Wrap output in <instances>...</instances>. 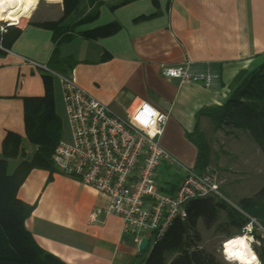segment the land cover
<instances>
[{"label": "crops", "instance_id": "1", "mask_svg": "<svg viewBox=\"0 0 264 264\" xmlns=\"http://www.w3.org/2000/svg\"><path fill=\"white\" fill-rule=\"evenodd\" d=\"M123 1L82 0L73 15L75 21L96 6L99 16L76 28L72 38L59 45V54L74 60L77 85L116 114L124 116L149 102L168 115L161 146L183 171L194 168L198 148L190 135L196 130L199 112L224 105L238 74L251 73L264 64V0H134L119 5ZM63 15V0H38L9 48L0 47V157L9 133L23 139L25 150H36L26 136L24 99L45 96L44 72L48 71L31 61L51 71L48 66L57 38L44 24L58 22ZM112 24L121 27L113 35L83 37L85 32ZM185 63L220 79L213 88H206L161 75V65ZM56 81L55 77L57 110ZM199 122L206 132L209 119L201 117ZM251 141L254 150L260 151ZM14 162L15 168L19 162ZM165 167L168 170L169 165ZM183 176L158 187L172 194ZM251 178L242 174L222 182L230 204L235 206L261 190L251 189ZM18 197L35 206L26 227L38 246L66 264H131L140 253L130 234L124 233L123 220L107 213L109 199L58 171L34 169Z\"/></svg>", "mask_w": 264, "mask_h": 264}, {"label": "trees", "instance_id": "2", "mask_svg": "<svg viewBox=\"0 0 264 264\" xmlns=\"http://www.w3.org/2000/svg\"><path fill=\"white\" fill-rule=\"evenodd\" d=\"M132 1L124 0L119 5ZM153 1L157 3V0ZM82 3V0H63L64 15L61 20L44 24L54 31L57 38L48 66L54 73L64 76L72 73L75 62L72 58L61 57L59 45L70 40L76 28L95 21L99 16V6H96L75 21L73 15L79 11ZM37 4L38 0L30 2L20 22L31 15ZM143 19L146 17L139 20ZM120 28L112 24L85 32L83 37H107ZM19 33L20 29L15 27L7 28L6 33L0 31V46L9 48L12 38ZM54 78L52 73L44 72L45 96L24 99L26 136L36 148L33 155L28 157L23 139L18 135L9 133L3 144L0 157V264H66L38 246L26 227L35 206L18 197L21 186L34 169L57 171L53 155L58 143L64 138V129L63 120L56 110ZM231 89L232 95L224 105L204 108L198 114L196 130L190 135L198 148L194 167L197 173H202L210 166L212 156L207 134L199 122L201 117L209 119L215 132L223 127L247 132L264 153V64L251 73L238 74ZM18 160L19 164L12 170L11 162ZM184 207L187 217L174 220L163 238L140 252L131 264H225L200 246L203 242L199 231L200 221L207 229H211L217 225L221 212L226 213L225 225L236 229L235 234L229 232L228 238L242 235L243 228L250 222L249 217L256 219L264 230V186L254 196L241 199L237 206L224 199L202 198L192 200ZM129 236L134 241L135 237ZM255 238L260 244H255L254 250L260 263L264 264V235L256 232Z\"/></svg>", "mask_w": 264, "mask_h": 264}, {"label": "built area", "instance_id": "3", "mask_svg": "<svg viewBox=\"0 0 264 264\" xmlns=\"http://www.w3.org/2000/svg\"><path fill=\"white\" fill-rule=\"evenodd\" d=\"M22 22L1 24L0 31L20 29ZM31 64L49 72L47 66L32 61ZM160 72L166 79L203 84L206 88H213L220 79L211 71H195L191 63L163 64ZM50 73L59 80L71 133L70 140L63 138L58 143L53 155L57 171L104 194L109 199L107 213L123 220L124 233L133 235L138 246L144 238L149 239V246L156 244L174 220L185 219L184 206L188 202L202 198L227 200L221 177L210 166L202 173L184 168L182 181L173 194L158 187L160 168L165 164L179 165L160 143L168 115L151 103L142 102L121 116L79 87L72 73ZM249 219L246 226L250 225L251 231L245 226L242 235L252 237L254 243L255 233L264 235V230L256 219ZM225 256L223 245V262L234 264Z\"/></svg>", "mask_w": 264, "mask_h": 264}, {"label": "rangeland", "instance_id": "4", "mask_svg": "<svg viewBox=\"0 0 264 264\" xmlns=\"http://www.w3.org/2000/svg\"><path fill=\"white\" fill-rule=\"evenodd\" d=\"M32 1L34 0L27 1L23 12ZM22 13L19 17V23L21 21ZM24 23L25 22L23 21L22 25ZM9 24L12 23L10 22ZM56 83L58 88L57 113L63 120L64 138L66 140H70V127L67 122L65 104L61 96L60 83L58 79ZM212 127V124L208 122L204 128L212 149L210 167H213L218 171L222 182L225 184L226 182H229L234 178H238L242 174H251V189L253 191H255L256 189H261L264 180V158L262 155L264 153H261V150H254V147L251 143V136L247 132L236 130L231 127H223L222 129L216 132ZM26 151L28 157H31L33 155V150L29 149ZM17 162H20V160H18ZM15 165L16 162L12 161L10 164L11 169H13ZM166 165L169 164H165L164 167ZM179 165H169L168 170H166V167L163 168L157 176V185L160 187L165 183V181H174L175 178L179 179L182 175H184V171L182 170V168L179 167ZM238 203L239 202H236L235 206H237ZM226 218V213L221 212L217 225L211 229H207L202 221H200L199 223V231L203 237V242L200 246L205 251L215 255L217 259L222 262L224 242L231 239L228 238L229 232L232 234L236 233V229L232 227H227L225 225L227 220ZM255 244L259 245L260 243H258L257 240L256 242L252 243L253 250Z\"/></svg>", "mask_w": 264, "mask_h": 264}, {"label": "bare ground", "instance_id": "5", "mask_svg": "<svg viewBox=\"0 0 264 264\" xmlns=\"http://www.w3.org/2000/svg\"><path fill=\"white\" fill-rule=\"evenodd\" d=\"M27 1L28 0H0V25L4 23H10V22L12 23L10 25L17 24L19 22L20 14L23 12L24 7L27 4ZM243 236L245 235L236 236L234 238L243 237ZM234 238H231V239H234ZM228 241H226L225 243H227ZM250 243H252V240ZM250 247H251L252 253L255 254L257 260L259 261V258L257 257V254L253 250L251 244H250ZM237 250H240L239 247L233 249V251H237ZM240 251H242V254L245 257L244 264H247V261L251 259L250 255L248 254L246 249L240 250ZM232 261L235 263L241 264V261L239 259H234ZM251 264H256V261H251Z\"/></svg>", "mask_w": 264, "mask_h": 264}, {"label": "clouds", "instance_id": "6", "mask_svg": "<svg viewBox=\"0 0 264 264\" xmlns=\"http://www.w3.org/2000/svg\"><path fill=\"white\" fill-rule=\"evenodd\" d=\"M248 231H251V226L248 225L246 226ZM253 238L249 237L247 235L243 237H237L234 239L229 240L227 243L224 245L225 249V259L228 261H232L234 259H239L241 261V264H244L245 262V257L242 254V251L240 250H247L248 254L250 255L251 259L247 261V264H251V261H256V264H259V261L257 260L255 254L252 253L251 247H250V242ZM239 247L240 250L233 251V249Z\"/></svg>", "mask_w": 264, "mask_h": 264}, {"label": "water", "instance_id": "7", "mask_svg": "<svg viewBox=\"0 0 264 264\" xmlns=\"http://www.w3.org/2000/svg\"><path fill=\"white\" fill-rule=\"evenodd\" d=\"M149 239L148 238H144L142 239L141 243L139 244V252H143L145 251V249H147V247L149 246Z\"/></svg>", "mask_w": 264, "mask_h": 264}]
</instances>
